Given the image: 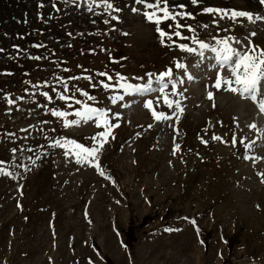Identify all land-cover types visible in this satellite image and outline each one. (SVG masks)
I'll return each mask as SVG.
<instances>
[{
    "label": "rangeland",
    "instance_id": "374dc122",
    "mask_svg": "<svg viewBox=\"0 0 264 264\" xmlns=\"http://www.w3.org/2000/svg\"><path fill=\"white\" fill-rule=\"evenodd\" d=\"M40 1L23 0L11 17L20 21L7 27L32 26L35 37L0 45L1 64H13L0 70V168L11 173L0 174V264H264V113L247 96L215 88L218 75L230 72L210 63L208 50L220 40L239 51L264 49V19L203 11L264 17V3L168 0L191 16L160 27L190 28L162 44L137 0H108L107 10L103 0ZM40 6L48 10L41 30L31 22ZM166 70L172 74L163 92L129 94L101 84H116L117 74L147 84L151 74L157 86ZM117 95L123 99L113 102ZM149 100L169 118L155 119ZM85 103L118 125L98 153L99 170L55 146L66 139L96 146L93 137L104 129L95 122L63 123L79 119L75 112Z\"/></svg>",
    "mask_w": 264,
    "mask_h": 264
},
{
    "label": "snow or ice",
    "instance_id": "6c2138e0",
    "mask_svg": "<svg viewBox=\"0 0 264 264\" xmlns=\"http://www.w3.org/2000/svg\"><path fill=\"white\" fill-rule=\"evenodd\" d=\"M106 10L111 9L113 5L111 3H108V0H103ZM138 3L143 4L145 6V11L143 12V15L145 16L146 20L149 22H152L156 25V31L159 35L160 42L162 44L165 43L166 40H170L172 36L180 37L181 32L177 29L182 27H189L188 25H182V24H169V27L173 28V31L171 33L166 32L163 30L160 25L164 21H175L177 20V17H189L191 16V13L188 12H175L172 10V8L169 7L168 0H153V2H147V0H137ZM193 4L198 3V0H192ZM261 3H264V0H261ZM180 9L184 8V5H178L175 6ZM119 11V9H117ZM133 11H138L137 9H133ZM206 13H213V14H222L223 16H230L232 19H236L237 17H246L249 21H252L254 19H264V17H253L252 14L242 11H231L227 12L222 9H214V8H205L203 9ZM194 31V30H193ZM252 35H255V33H252ZM175 43V41H172ZM200 48H208L209 46L203 42H199ZM219 44L222 45L221 48L216 49L213 48L212 51L217 53V59L220 62L221 67H226L227 69H230V76L229 77H223L222 75H218L216 82H215V88L217 89H223L232 93H240L241 95L247 94L250 96V98L253 101L257 100V96L260 93V89L264 87V49H258V48H248L245 47L244 51H239L234 48H232L227 40H220ZM42 45H37V47H40ZM180 48L185 49L188 52H195L196 49L192 47H188L185 44H180ZM2 51V50H0ZM35 59L39 60L41 57H35ZM177 67H183L182 65H177ZM171 70H166L165 72L159 74L157 77V80L162 82L165 77L171 76ZM100 76L107 77L108 81H111L113 79L112 76L108 75L107 73H99ZM149 75V81L147 84L144 85H134L127 82L126 78L121 76L120 74H117L118 76V82L116 84H109L101 81V84L103 88H113L117 87L120 89H123L125 93H144L149 92L152 90V78L151 74ZM86 79L91 80L92 77H86ZM164 87H166L165 84H162L161 87L158 89V91L163 92ZM43 95L47 97L49 100H51V97L48 95V92H44ZM83 95L88 97L89 99H94V97L88 96V93L85 91L83 92ZM208 98L212 99L213 94L211 92L208 93ZM59 99L61 100H71L72 97L65 96L63 94L59 95ZM123 99L122 96H114L112 97L113 102H116L117 100ZM9 103H13V101L9 100ZM77 104L82 103L81 101L77 100ZM164 103L168 105V107L173 106V101L169 100L167 97H164ZM176 107L183 111V109L180 107V102L175 101ZM259 110L260 112L264 113V99H261L259 101ZM145 107L152 109V101L149 100L146 102ZM51 114L58 117V118H64L68 115L67 112L64 111H57V110H50ZM152 114L155 119L157 120H167L169 117L166 116L164 113H157L154 109H152ZM119 115V114H116ZM75 116L79 117V119H64L63 123L65 127L79 124L81 120L83 121H93L96 123V126L102 127L104 130L97 133L93 139L95 140L96 146L95 147H86L82 144H79L75 141L71 140H64L61 142L60 140L55 141V146L65 148V155L72 154L75 156L78 163H89L93 164L98 170L100 169L99 164L96 162L98 153L100 149L103 147V145L107 142L109 136L112 134V129L114 127H118V125L113 124L110 122L108 118V113L103 110L96 107H93L91 105H88L87 103L84 104L83 109H78L75 112ZM252 128H255L256 125L252 124L249 125ZM213 139L220 140V137L213 136ZM206 143V141H205ZM235 143V141H233ZM245 147H250V145H245ZM176 149H179V145H176ZM15 151V149L13 150ZM175 154V153H174ZM249 158V157H245ZM3 162H0L2 164ZM34 164L35 161H32ZM0 174L3 175H11L10 172H7L6 170L0 168ZM100 175L103 176L104 172L103 170H100ZM264 175V174H262ZM193 224L196 222L193 220ZM165 231H174V229H165Z\"/></svg>",
    "mask_w": 264,
    "mask_h": 264
},
{
    "label": "trees",
    "instance_id": "16d2710c",
    "mask_svg": "<svg viewBox=\"0 0 264 264\" xmlns=\"http://www.w3.org/2000/svg\"><path fill=\"white\" fill-rule=\"evenodd\" d=\"M46 0H41L39 5L43 2H45ZM23 0H0V45L6 47V46H10L14 43L19 44L22 43L26 40H28L31 37H35V32H33L32 30V26H27L24 24H21V28L13 31L8 29L7 27L11 25V22L16 21L17 23L20 21L18 18H14L11 19V17H13V15L15 13H17L18 15L21 13L22 9H23V4H22ZM16 7V9H15ZM13 8L15 9L14 12H12ZM40 10L41 12L39 13V18H35L34 20H32L31 22H35L36 26H39V30H41V24H43V20L41 17H44L47 19V13L48 10L46 8H43L40 6ZM53 15H57V13H55L54 11H52ZM56 20V19H52ZM27 26V27H26ZM59 30H53V32L55 34H58ZM74 45V40H72L71 42H69L68 46L69 47H73ZM0 47L4 48V47ZM67 50H69V48H67ZM2 53L0 51V70L1 69H5V68H10L11 62H9L7 65H2L1 64V57H2Z\"/></svg>",
    "mask_w": 264,
    "mask_h": 264
}]
</instances>
